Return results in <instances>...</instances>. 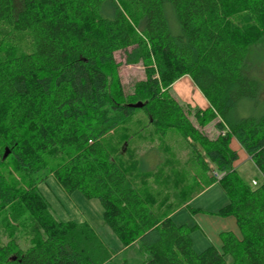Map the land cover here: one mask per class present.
Returning <instances> with one entry per match:
<instances>
[{"label": "trees", "instance_id": "16d2710c", "mask_svg": "<svg viewBox=\"0 0 264 264\" xmlns=\"http://www.w3.org/2000/svg\"><path fill=\"white\" fill-rule=\"evenodd\" d=\"M263 41L264 0H0V168L12 155L28 179L18 191L0 177V210L10 206L17 220L27 209L36 221L27 248L0 242V264L108 261L87 222L50 211L38 189L50 174L66 192L97 198L121 244L137 241L147 254L140 264H264V99L247 60ZM119 50L145 67L128 95L114 79ZM183 75L209 103L193 118L170 92ZM136 110L160 138L175 128L186 140L192 163L212 172L203 180L225 193L217 213L236 219L239 236L223 231L220 249L196 250V225L159 214L168 197L146 195L106 139ZM212 122L215 137L203 130ZM233 138L263 178L256 185L234 167Z\"/></svg>", "mask_w": 264, "mask_h": 264}, {"label": "rangeland", "instance_id": "374dc122", "mask_svg": "<svg viewBox=\"0 0 264 264\" xmlns=\"http://www.w3.org/2000/svg\"><path fill=\"white\" fill-rule=\"evenodd\" d=\"M115 59L117 67L114 79L121 85L124 94L128 95L133 92L137 82L145 79L144 64L126 62L124 50L115 52ZM247 60L250 65L249 74L261 83V98L264 99V41L259 48H250ZM186 90L185 97L190 101L180 98L174 87L170 88L172 95L184 104L190 112V117L193 118L192 115L198 107L196 100L202 99L194 94L193 88ZM213 123L203 129L211 137L217 134ZM106 139L110 142L113 154L118 155L117 158L122 160L136 184L146 195L155 196L159 200L168 197L159 210L160 215L171 213V218L176 224L198 225L214 241L218 239L222 224H229L231 220L230 217L217 213L227 203V197L219 184L207 186L203 180L205 174L192 163V152L188 143L175 128H169L165 138H160L145 113L142 110H136L113 133H108ZM151 147L157 150L158 155H152L150 159L152 163L158 161V164L152 169L144 164L148 168L144 171L140 158L147 159L148 150ZM2 148L3 140L0 137V151ZM45 159L49 161L47 157ZM240 160L241 158H238L234 164L245 180L251 182L254 179L260 182L263 179L251 161H245L239 165ZM211 173L209 171L205 176ZM1 176L17 183L18 191L28 182L27 176L18 169L12 155L3 161V166L0 168ZM38 189L57 219L86 221L90 224L102 242L111 249H109L110 257L106 264H140L148 257L137 241L133 242L129 249L123 250L117 235L104 220L103 208L97 198L88 199L79 190L66 192L52 174L38 184ZM184 192L186 193L183 198L178 197ZM10 212V206L0 210V242H6L13 237L21 248H27L30 245L32 228L36 221L27 209L17 220L13 219ZM197 234L198 232H195L194 236ZM196 243L197 246H194L196 250L205 247L198 246V242ZM227 260L231 262L229 256Z\"/></svg>", "mask_w": 264, "mask_h": 264}, {"label": "crops", "instance_id": "0c3cea01", "mask_svg": "<svg viewBox=\"0 0 264 264\" xmlns=\"http://www.w3.org/2000/svg\"><path fill=\"white\" fill-rule=\"evenodd\" d=\"M171 87H174L176 89L177 93L179 94L178 96H180V98H183L186 101H190L189 98L185 97V92L187 91L186 89L189 90V88H193V90L195 92L194 94L196 96L201 97L200 99H202L201 101L196 100L197 101V105H198L197 108L204 109V108H206L209 105L208 100L204 97L202 92L198 89V87L196 86V84L194 83V81L192 80V78L189 75H183L178 80H176L172 84ZM230 146H231V148L233 150H235L237 152L238 158H241L239 165L244 163L245 161H251L249 156L245 152V150L242 148V146L239 144V142L235 138H233L231 140ZM148 152H149V156L147 157V159L143 158L142 159L143 162L141 163L142 167L144 168V171H147V169H148V168L145 167L144 164H146V166L150 167L151 169L155 168L157 166V164H158V161L155 162L156 163L155 164V163H152V160L150 159V156L158 155L157 150L154 147H151L148 150ZM148 152H147V154H148ZM141 156H142V154H141ZM251 163H252V161H251ZM234 167L236 168V164H234ZM151 169H149V170H151ZM212 184H214V183H212ZM209 185H211V184H209ZM209 185H207V186H209ZM228 217H230V219H231L230 223L229 224H222V226L219 229L218 239L216 241H214L211 237H209L207 234H205L203 232V229L200 226L196 225L197 228L191 233V239H192L193 246H197L196 242H198V244H199L198 246H205L206 247V246L212 244L216 248L220 249L221 246H222V241H221V237H220V233L221 232H223V231H232L236 235L239 236L240 235V231H239L236 219L233 216H228ZM195 232L196 233L198 232L197 236H194ZM130 247L131 246H126V247L123 246V250L124 249L127 250ZM107 248L110 249V247H108V246H107Z\"/></svg>", "mask_w": 264, "mask_h": 264}, {"label": "water", "instance_id": "95a60500", "mask_svg": "<svg viewBox=\"0 0 264 264\" xmlns=\"http://www.w3.org/2000/svg\"><path fill=\"white\" fill-rule=\"evenodd\" d=\"M129 106L135 107V108H140L143 106V103L142 102L131 103V104H129ZM9 153H10V150L7 147H5L2 159L6 158Z\"/></svg>", "mask_w": 264, "mask_h": 264}, {"label": "built area", "instance_id": "2783aa9c", "mask_svg": "<svg viewBox=\"0 0 264 264\" xmlns=\"http://www.w3.org/2000/svg\"><path fill=\"white\" fill-rule=\"evenodd\" d=\"M214 176H215L216 179H219V178H221L222 174H218V173L214 172ZM251 183H252L253 185H256V184H257V181L253 179V180L251 181Z\"/></svg>", "mask_w": 264, "mask_h": 264}]
</instances>
